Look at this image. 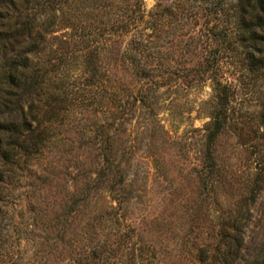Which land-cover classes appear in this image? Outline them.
I'll return each mask as SVG.
<instances>
[{"label": "rangeland", "instance_id": "rangeland-1", "mask_svg": "<svg viewBox=\"0 0 264 264\" xmlns=\"http://www.w3.org/2000/svg\"><path fill=\"white\" fill-rule=\"evenodd\" d=\"M216 1L202 0L207 11L188 17V10L196 11L200 2L176 0L172 17L155 18L160 30L155 76L169 67L171 58L194 64L209 54L214 45L209 31L216 22L233 27V21L223 22V13H210L217 10ZM101 2L103 26L111 17L109 5L122 15L123 0ZM156 3L145 0L147 16ZM79 5L88 6L90 1L79 0ZM82 17L88 24L87 14ZM105 36L112 38L109 33ZM128 38L119 30L108 41L100 70L108 69L111 75L101 84L82 74L80 54L87 49L83 40L64 51L52 37L41 56L42 63L55 70L50 72L49 90L76 103L80 113H72L65 125L54 124L50 132L54 137L40 165L49 183L42 185L29 177L22 183L26 189L11 187L15 220L24 216L28 222L24 260L27 264H90L97 248L101 255L96 259L105 264H203L201 250L216 247L220 230L238 218L245 224L244 258L238 264H248L264 240V180L256 198L244 205L255 176L264 172V73L250 70L245 58L252 50L237 47L222 52L228 56L223 78L231 83L233 94L229 119L213 144L216 167L206 174L210 164L204 159L206 127L215 104L211 79L192 86L155 83V89L148 91L155 96V129L163 124L167 132L144 130L145 121L137 117L128 124H121L120 117L118 131L110 132L115 113L122 115L120 104L133 93L147 91L123 70L121 53ZM58 68L68 72L60 74ZM113 90L117 96H112ZM102 125L108 129L98 132ZM83 127H88L85 132ZM107 143L121 167H112L102 182H92L86 178L99 169ZM119 170L126 177L122 184L116 180ZM72 195L82 200L72 206ZM244 212L247 219L242 218ZM7 234L9 254L0 264H10L17 252L12 242L16 230L7 228Z\"/></svg>", "mask_w": 264, "mask_h": 264}, {"label": "trees", "instance_id": "trees-1", "mask_svg": "<svg viewBox=\"0 0 264 264\" xmlns=\"http://www.w3.org/2000/svg\"><path fill=\"white\" fill-rule=\"evenodd\" d=\"M89 1L90 5L80 6L79 0L77 3L74 0H0V263H5L9 254L5 246L10 241L7 228L13 227L16 239L12 242L17 252L10 264H27L24 246L28 241V222L24 216L19 221L15 220L12 205L16 198L11 187H23L22 183L29 177L37 179L42 185L46 184L48 179L45 180V170L40 165L54 137L50 132H54V124L65 125L72 113H80L75 109L78 106L76 103L66 97L60 98V95L49 90L50 72L55 70L50 65L45 66L41 56L46 53L52 37L59 41L58 46L64 51L78 39L85 41L87 49H83L80 54L82 74L91 76L87 77L91 83L92 78H95L99 84L104 77L110 81L111 71L100 70L107 58L104 52L109 49L108 41H113L119 30L122 36L129 37L121 53L123 70L129 73V77L136 78L147 91L141 90L138 95L133 93L120 104L122 115L115 113L116 121L112 120L111 127L109 125L110 132L118 131V119L122 118L121 124H128L134 117L145 121L142 126L144 130L167 132L163 124L155 129V96H151L148 91L155 89V83L192 86L197 81L211 79L215 104L208 113L211 121L206 127L208 148L204 159L210 163L206 166V174H211L216 167L213 144L229 119L228 104L233 94L231 83L223 78V62L228 56L222 52L234 51L237 47L252 50V54L245 58L250 70L258 69L264 73V0H217V10L210 13H223V22L228 24L233 21V27L221 26L216 22L209 31L214 43L209 47V54L194 64L190 60L175 61L171 58L166 70H162L160 64L157 69H161V72L157 76L155 42L160 30L155 18L172 17L176 0H157L148 16L145 0H123L122 15L118 13L119 8L114 9V6L109 5L111 17L105 23L106 26H103L102 20L105 12L102 0ZM198 1V9L188 10V17H200L202 10L207 11L202 0ZM86 14L88 24H83L82 15ZM107 33L112 38H107ZM61 56L66 59L64 55ZM56 70L60 74L68 72L60 68ZM117 95V91L113 90L112 96ZM87 128L83 127L82 130L85 132ZM105 129L108 128L102 125L98 132H104ZM108 145L102 153L103 162L99 169L86 179L91 178L90 181L100 183L112 167L120 169L121 163L112 158ZM120 171H117L116 176L118 184L126 180L125 174ZM263 174L258 172L255 176L252 194L244 205L256 198L264 180ZM85 181L88 189H91L89 181ZM26 185L32 186L29 183ZM70 200L74 206L82 199L72 195ZM31 210L35 211L36 205ZM242 218L247 219L245 212ZM244 227L245 224L235 218L232 224L222 228L218 233L217 246H205L201 250L202 263L238 264L244 258ZM93 254L95 258L90 264H105L96 259L101 255L97 248ZM248 264H264V240Z\"/></svg>", "mask_w": 264, "mask_h": 264}]
</instances>
